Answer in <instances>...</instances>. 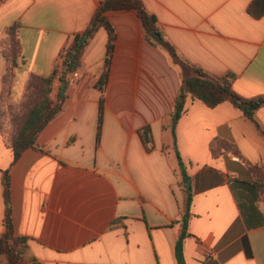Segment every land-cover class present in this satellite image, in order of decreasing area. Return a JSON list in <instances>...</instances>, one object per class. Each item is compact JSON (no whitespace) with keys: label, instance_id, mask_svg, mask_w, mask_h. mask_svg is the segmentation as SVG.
<instances>
[{"label":"crops","instance_id":"1","mask_svg":"<svg viewBox=\"0 0 264 264\" xmlns=\"http://www.w3.org/2000/svg\"><path fill=\"white\" fill-rule=\"evenodd\" d=\"M102 1H4L0 101L22 116L31 78L52 74ZM141 1L183 59L212 75L233 74V90L242 98H264V15L248 11L255 0ZM106 17L116 34L112 55L103 28L85 50L79 78L71 77L64 111L11 170L14 231L28 246L24 264H181L183 233V264H264V194L234 188L236 181L260 179L251 166L264 171V136L232 103L210 108L189 97L175 144L172 112L181 69L164 45L147 38L136 11ZM15 24L25 64L6 81L4 42ZM106 73L102 93L96 85ZM59 85L57 80L53 98ZM255 118L264 129V106ZM145 126L154 139L149 151L139 134ZM14 132L0 128V237ZM177 152L191 183L187 228Z\"/></svg>","mask_w":264,"mask_h":264},{"label":"trees","instance_id":"2","mask_svg":"<svg viewBox=\"0 0 264 264\" xmlns=\"http://www.w3.org/2000/svg\"><path fill=\"white\" fill-rule=\"evenodd\" d=\"M4 1L6 0H0V5ZM123 10L136 11L144 24L147 38L156 45H159L150 36L152 32H158L156 26L157 19L149 13L141 0H103L87 29L83 33L78 34L71 47L63 53L62 63L57 65L48 77L33 76L28 84L27 101L23 105L24 114L15 117L13 121L16 127L10 143L14 152V161L10 168L4 172L3 177L6 204V232L0 237V264H24L28 249L27 241L23 237L17 236L14 231L11 170L24 151L37 147L39 135L64 111L68 98V90L71 86V77L75 72H79L82 69L86 48L95 35L103 28L109 33L108 56L112 55L116 34L114 28L108 22L106 15L112 11ZM248 11L255 18L262 17L264 15V0H255L250 5ZM18 28L19 24H15L8 31L7 35L9 38L4 42L9 47V52H5L8 62L6 81L10 78L16 67L25 64V60H23L20 54V42L17 35ZM163 47L168 51L174 64L181 69V87L172 112L171 129L175 144H177V127L185 112L186 102L189 97L202 101L210 108H215L225 102L232 103L237 109L242 111L247 119L254 122L261 135L264 136V129L255 118L256 111L264 106V98L252 100L242 98L233 90V81L235 79L233 74L226 76L212 75L183 59L175 46L169 41H166ZM57 80H59L60 85L56 97L53 98L52 94ZM107 81L108 75L106 73L96 85L102 93L105 90ZM103 120L104 99L102 98L99 112L98 142L101 140ZM139 134L146 150H151L154 141L151 127L145 126L141 128ZM177 156L180 162L186 194L185 211L181 221L184 227L187 228L192 205L191 187L188 185L190 177L179 152H177ZM251 171L258 174L260 179L255 180L254 183L236 181L234 182V188L238 191L247 189L250 193L263 195L264 171L258 165H252ZM186 237L187 234L183 233L177 243V257L181 264H183V246ZM32 264L41 263L33 260Z\"/></svg>","mask_w":264,"mask_h":264},{"label":"rangeland","instance_id":"3","mask_svg":"<svg viewBox=\"0 0 264 264\" xmlns=\"http://www.w3.org/2000/svg\"><path fill=\"white\" fill-rule=\"evenodd\" d=\"M26 101L27 100H25L24 103ZM5 102H6L5 100H3L2 102L0 101V128H2L5 125H7L9 128L12 129V128H15L16 127V125H14V122H13L14 119H15V117H19L21 115H19V113L16 112L15 108H13L11 105L8 106L7 103L5 104ZM22 112H24V108L22 109ZM8 113H9V116H10L9 119H11V121L10 120H7L8 122H6L5 120H6V118H8V116H7ZM11 139H12V137L9 139L10 142H11Z\"/></svg>","mask_w":264,"mask_h":264},{"label":"water","instance_id":"4","mask_svg":"<svg viewBox=\"0 0 264 264\" xmlns=\"http://www.w3.org/2000/svg\"><path fill=\"white\" fill-rule=\"evenodd\" d=\"M150 36L152 37V39L154 40V41H156L157 43H159V44H161V45H165V39L162 37V35L160 34V33H158V32H152L151 34H150ZM191 183H190V181L188 182V185H190Z\"/></svg>","mask_w":264,"mask_h":264},{"label":"built area","instance_id":"5","mask_svg":"<svg viewBox=\"0 0 264 264\" xmlns=\"http://www.w3.org/2000/svg\"><path fill=\"white\" fill-rule=\"evenodd\" d=\"M73 77L76 78V79H78V78H79V73H78V72H75V73L73 74Z\"/></svg>","mask_w":264,"mask_h":264}]
</instances>
